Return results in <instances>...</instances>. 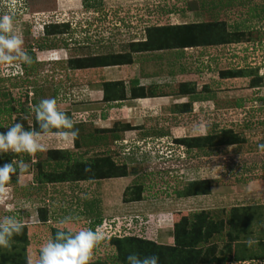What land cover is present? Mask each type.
<instances>
[{
  "label": "rangeland",
  "instance_id": "rangeland-1",
  "mask_svg": "<svg viewBox=\"0 0 264 264\" xmlns=\"http://www.w3.org/2000/svg\"><path fill=\"white\" fill-rule=\"evenodd\" d=\"M6 13L14 16L16 33L34 59L31 64H0V93L6 94L5 102L14 108L13 112H0V130L21 121L30 125L35 116L33 102L38 104L44 98H55L58 108L79 129L77 148L73 142L45 137V150L28 154V171L13 176L7 185L8 192L0 202V218L15 215L26 224L27 242L22 251L21 245L17 248L20 261L27 264L28 257L38 258L41 246L51 239V229L78 231L96 217L102 221L117 219L114 228L118 230L124 221H130L128 215L137 216L136 223L128 225L131 231L125 233L167 246L172 245L167 228L181 218L204 211L213 222H225L231 208L243 205L251 207L254 214L252 237L256 241L264 239V152L258 149L264 144V86L250 90L249 78L218 76L228 69L256 68L259 74L264 70V0H68L67 4L62 0H0V15ZM212 20L223 21L229 29L238 26V30L250 31V41L186 49L182 55L176 51L136 54L131 65L120 67L66 69L69 58L127 52V44L144 39L147 27ZM49 22H65L68 27L61 35L37 40L41 26ZM132 78L147 88V94H156L154 99L164 101L155 108H144L140 100H134V109L129 107L127 115L108 109L100 101L101 81L126 83ZM182 82L193 83L203 96L208 92L213 96L175 115L172 103L178 99L182 104L187 102V98L177 96ZM25 108L27 112L22 113ZM154 117L158 124L174 127L178 133L159 137L161 133H154ZM222 129H230L242 141L233 146L189 151L173 143L177 138L213 135ZM53 149L65 150L79 162L106 156L115 165L124 164L125 175L42 184L40 188L33 179L34 164L45 151ZM163 150L165 154L170 151L165 161L152 153ZM23 156L19 153V159ZM201 179L208 180V194L180 195L188 192L189 183ZM138 191L141 194L135 201ZM194 198L200 201L194 203ZM86 201L93 202L91 214L85 212ZM38 209L44 210L45 222L40 221ZM66 216L73 217L74 222L61 224L59 221ZM224 228L223 233L211 235L198 246L204 250L202 261L264 264L259 259L233 261L239 249L248 252L251 247L244 242L247 248L236 243L228 248ZM11 251L0 248L6 254ZM113 254L110 246H98L90 263L100 260L118 264Z\"/></svg>",
  "mask_w": 264,
  "mask_h": 264
},
{
  "label": "trees",
  "instance_id": "trees-1",
  "mask_svg": "<svg viewBox=\"0 0 264 264\" xmlns=\"http://www.w3.org/2000/svg\"><path fill=\"white\" fill-rule=\"evenodd\" d=\"M65 23H46L41 26L40 36L42 37L61 35L67 29ZM232 29V28H231ZM223 21H209L199 23H182L178 25H163V26H150L144 29V39L127 44L128 51L116 54H105L99 56H90L84 58H69L66 60V69L73 70H89V69H103L108 67H120L131 65L133 63V55L136 54H155L157 52H173L176 51L178 55H182V51L192 48H205L213 46H222L230 43H237L244 37L243 32H238L236 29L231 30ZM244 38L243 40H248ZM40 45L39 47H41ZM32 57L33 55L29 53ZM157 55V54H155ZM34 59V57H33ZM220 79L223 78H249L248 88L250 90L254 88H260L264 86V76L258 75L256 68L250 69H228L219 72ZM101 100L105 103L108 109L112 106L119 105L126 100H138L156 98V94H147V88L139 85L137 79L132 78L128 82L123 81H101ZM201 91V90H200ZM177 96L187 98V102L180 105H173V111L176 113L184 112V108L191 106L192 103L209 100L213 95L207 93L203 96L201 93L196 92L195 85L190 82H182L178 84ZM0 112H13L12 108L6 99V94L0 93ZM264 102V99H262ZM31 103V102H29ZM36 105L33 102V106ZM21 110L22 113L27 112ZM183 109V110H182ZM25 129L37 128L38 125L34 120L30 125H27L25 121H21ZM11 127V126H10ZM128 127V126H126ZM8 129V128H7ZM5 130H0L4 132ZM127 129V128H126ZM134 129V128H131ZM124 132V131H120ZM103 133V132H101ZM118 136H114L117 139ZM242 140L238 138L230 129H222L216 134L197 136V137H184L173 140V143L177 146L183 147L186 151L192 149H208L219 146H233L240 143ZM78 139L73 142L74 147H78ZM148 153V152H147ZM155 158H160L158 152H152ZM19 159V153L7 152L0 154V166L10 162L12 160L29 162L28 154ZM90 165L92 172L85 173L84 168ZM35 176L34 181L37 186L41 188L42 184H60V183H72L79 181H98L107 178H118L125 175V165H115L111 159L104 157H95L90 161H78L72 158L69 152L60 149L47 150L44 152V157L39 158L35 164ZM16 176V175H13ZM12 176V177H13ZM9 183V182H8ZM140 187V186H138ZM208 180H197L188 184V192L180 193L182 196H204L209 192ZM142 191V189H141ZM141 191L135 193L136 200L138 201ZM179 195V194H178ZM42 199V198H40ZM42 201V200H41ZM44 202V201H42ZM93 202H85V212L90 213L93 209ZM41 222H45V212L42 209H38ZM132 219V220H131ZM130 221H124V225H121V234H114L106 237L98 246H110L114 251V257L118 264H126V257L130 252H138L141 256L158 254L159 264H215L217 259L202 261L204 250L202 247H198L202 243H206L207 239L211 235H218L223 233L224 227L227 228L225 236L229 240L228 248L231 247V243H236L239 247H242L244 242L247 243L249 239L253 240L251 248H248V252H241L240 249L237 252L239 255L232 256L235 262H247L252 260L264 261V239L256 241L252 236V226L254 224V214L251 213V207H236L231 208L228 218L225 222L219 220L213 222L204 211L191 214L189 218H181L178 222L171 224V228H168V232L171 233L170 238L172 245L156 244L154 240H149L143 236L130 235L131 231L128 228L133 226L131 224L136 223L137 218L132 217ZM117 219L109 218V220H101L99 217L94 218L92 222H88L85 228L101 227L106 235L113 232L114 223ZM118 221V220H117ZM126 224V226H125ZM190 227V231H189ZM51 239L54 238L56 229H51ZM123 231V232H122ZM27 242L25 232L21 233L20 237L12 238L11 253L6 254L0 252V264H25L24 260H19V252L17 251L18 245H21L22 251ZM248 244V243H247ZM97 246V247H98ZM247 248V246H243ZM252 247L261 250V255L254 253ZM252 250V252H251ZM203 251V252H202ZM90 264H105L100 260H96ZM217 264H220L217 263Z\"/></svg>",
  "mask_w": 264,
  "mask_h": 264
},
{
  "label": "clouds",
  "instance_id": "clouds-1",
  "mask_svg": "<svg viewBox=\"0 0 264 264\" xmlns=\"http://www.w3.org/2000/svg\"><path fill=\"white\" fill-rule=\"evenodd\" d=\"M23 45V39L17 35L14 28V16L7 13L0 15V64H12L17 61L21 64H31L33 57ZM260 75L264 76V70L260 71ZM32 111L35 114L38 130L25 129L21 122L14 123L6 131L0 132V154L9 151L27 154L44 151L42 141L45 137H53L61 142H75L79 138V129L75 127L74 120L58 108L55 98L41 99L32 107ZM258 149L264 152V144L258 145ZM167 154L164 150L158 151V155L164 161L170 158ZM27 171L28 164L23 160H12L0 166V202H3V197L8 192L7 185L12 176ZM84 172H92L91 166L87 165ZM128 216L130 219L135 217ZM59 222L66 225L74 222V218L66 216ZM25 227V223L15 215H5L0 218V248L10 250L13 236L21 234ZM105 239L106 233L99 226L95 230L59 229L53 239H49L41 246L38 258L33 260L28 257L27 264H90L95 248ZM247 243L251 246L255 242L249 239ZM126 264H159V255L141 256L138 252H130L126 257Z\"/></svg>",
  "mask_w": 264,
  "mask_h": 264
},
{
  "label": "crops",
  "instance_id": "crops-1",
  "mask_svg": "<svg viewBox=\"0 0 264 264\" xmlns=\"http://www.w3.org/2000/svg\"><path fill=\"white\" fill-rule=\"evenodd\" d=\"M62 1H64L66 4L68 3V0H62ZM169 16V15H168ZM151 18H153L152 16H151ZM109 68V67H108ZM111 68H113V67H111ZM106 69V68H105ZM119 73V71L117 70V74ZM92 92H94V91H92ZM181 98H185V97H181ZM100 100V99H99ZM138 100H140L138 103H139V105H140V107H144V108H148V106H153L154 108L156 107L155 105L157 104V103H159V101H164V99L162 98L161 100H159V99H154V98H149V99H146L147 101H145V100H143V99H138ZM134 100H126V101H124V102H122V104L120 103L119 105H115V106H112L111 108L114 110V111H119L120 113L122 112L123 113V115L125 114V115H127V109L129 108V107H131V109H134V106H133V104L131 105V103L133 102ZM184 103V102H183ZM173 105H180V104H182V99H178V100H175L174 101V103H172ZM170 112H172V110H169ZM173 114L175 113V115H179L178 113H176L175 111H173L172 112ZM122 119H124V118H122ZM152 119H154V120H152V121H156V119H155V117L154 118H152ZM120 121H126V120H120ZM129 121H127V122H125V123H128ZM160 123V122H159ZM155 124H157V128H155L154 129V133L155 132H159V133H161L160 135H162V136H159V137H167L168 136V134L167 133H169L170 135H172V134H174V133H178L177 131H178V129H174V127H169V128H165V127H163V126H161L160 124H158V122L156 121V123ZM134 127V126H133ZM136 130H138V129H136ZM168 130V131H167ZM135 131V130H134ZM164 133H165V135H164ZM200 198H194V203H197L198 202V200H199ZM206 201H208V198H204ZM200 201V200H199ZM200 203V202H199ZM183 206V205H182ZM243 206V205H242ZM246 206H249V205H246ZM180 207H181V204H180ZM30 224H32V223H30ZM26 225V224H25ZM168 229V228H167ZM166 239H169V237H166Z\"/></svg>",
  "mask_w": 264,
  "mask_h": 264
},
{
  "label": "flooded vegetation",
  "instance_id": "flooded-vegetation-1",
  "mask_svg": "<svg viewBox=\"0 0 264 264\" xmlns=\"http://www.w3.org/2000/svg\"><path fill=\"white\" fill-rule=\"evenodd\" d=\"M240 24H241V25H244V22H240ZM233 29H234V30L236 29L238 32H243V35H244V36H242V37H244L245 39H246V38H249L248 40H245V42L250 41V39H251V32H250V31L245 30V29H244V30H238V26H232V29H231V30H233ZM244 38H243V39H244ZM243 39H242V40H243ZM239 42H240V41H239ZM235 43H236V42H235ZM238 69H240V68H238ZM238 69H237V70H238ZM243 69H250V68H243ZM258 75L261 76V75L259 74V70H258ZM254 89L257 90V89H259V88H254ZM252 90H253V89H252Z\"/></svg>",
  "mask_w": 264,
  "mask_h": 264
},
{
  "label": "built area",
  "instance_id": "built-area-1",
  "mask_svg": "<svg viewBox=\"0 0 264 264\" xmlns=\"http://www.w3.org/2000/svg\"><path fill=\"white\" fill-rule=\"evenodd\" d=\"M167 157H170V152H168ZM135 218H137V216H135ZM118 228H119V227H118ZM101 229H106V227H105V228H101ZM94 230H95V229H94ZM118 230L120 231V228H119ZM118 230H116V228H113V232H112V233H108V234L106 235V237H108V236H110V235L118 234V233H119ZM119 234H121V231H120Z\"/></svg>",
  "mask_w": 264,
  "mask_h": 264
}]
</instances>
